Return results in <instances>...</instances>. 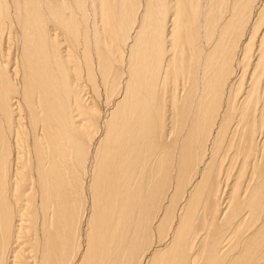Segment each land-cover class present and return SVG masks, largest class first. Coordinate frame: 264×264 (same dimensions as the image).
Returning <instances> with one entry per match:
<instances>
[{"label": "bare ground", "instance_id": "obj_1", "mask_svg": "<svg viewBox=\"0 0 264 264\" xmlns=\"http://www.w3.org/2000/svg\"><path fill=\"white\" fill-rule=\"evenodd\" d=\"M0 264H264V0H0Z\"/></svg>", "mask_w": 264, "mask_h": 264}]
</instances>
